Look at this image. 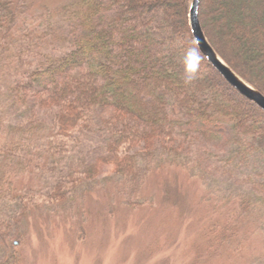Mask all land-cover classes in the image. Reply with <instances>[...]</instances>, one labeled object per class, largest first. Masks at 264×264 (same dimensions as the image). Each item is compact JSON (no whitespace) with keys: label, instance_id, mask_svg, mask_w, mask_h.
Listing matches in <instances>:
<instances>
[{"label":"trees","instance_id":"trees-1","mask_svg":"<svg viewBox=\"0 0 264 264\" xmlns=\"http://www.w3.org/2000/svg\"><path fill=\"white\" fill-rule=\"evenodd\" d=\"M189 4L190 0H77L60 9L67 34L46 39L37 53L41 60L27 61L28 50L20 46L0 61V74L12 79L8 94L19 98L25 111L40 108L52 115L47 158L62 156L70 142L78 143L95 128L104 139L102 156L82 161L72 170L74 175L55 181L41 204H65L69 195L98 177L106 162L132 190L138 184V159L152 158L153 153L172 164L185 156L205 164L214 159V151L196 147L222 142L238 160L229 166L227 159L212 171L227 176L245 166L249 157L264 153V113L232 89L202 55L194 78L186 80L185 54L197 48L189 28ZM197 15L214 52L264 96V0H199ZM16 20L11 0H0V49L5 47L2 40L16 38ZM13 147L0 146L4 244L22 236L17 227L32 206L21 196L19 213L2 212L3 201L15 197L8 178ZM17 171L22 169L14 174ZM227 205H235L237 214L234 210L232 221L219 230L223 253L231 247L233 224L249 225L252 209L264 210V191L239 193L221 206ZM211 229L215 231V225ZM240 247L231 251L239 253ZM16 261L11 257L10 264Z\"/></svg>","mask_w":264,"mask_h":264},{"label":"rangeland","instance_id":"rangeland-1","mask_svg":"<svg viewBox=\"0 0 264 264\" xmlns=\"http://www.w3.org/2000/svg\"><path fill=\"white\" fill-rule=\"evenodd\" d=\"M76 1L11 0L16 38L2 40L0 61L20 46L28 50L27 61L41 60L37 53L46 39L67 34L60 9ZM11 82L0 74V146L14 145L8 178L15 189L14 199L3 201L2 212L19 213L21 196L32 206L17 227L22 236L0 241V264H10L11 257L16 264H264L263 209H252L249 225L233 224L229 252L223 253L224 244L217 242L220 228L232 221L234 210L237 214L235 205L222 203L239 193L264 191V153L249 157L250 162L230 170L229 176L212 171L227 159L229 166L238 160L222 142L196 147L214 151L216 162L210 158L205 164L191 156L182 159L186 166L172 164L153 153L148 160L138 159V184L132 190L106 162L98 177L69 195L65 204H41L55 181L74 175L72 170L82 161L102 156L104 139L95 128L78 143L70 142L62 156L47 158L52 115L40 108L25 111L19 98L8 94ZM237 244L240 252L234 253Z\"/></svg>","mask_w":264,"mask_h":264},{"label":"water","instance_id":"water-1","mask_svg":"<svg viewBox=\"0 0 264 264\" xmlns=\"http://www.w3.org/2000/svg\"><path fill=\"white\" fill-rule=\"evenodd\" d=\"M198 5L199 0H191L188 17L190 32L199 52L231 88L264 113V96L236 75L209 45L198 20Z\"/></svg>","mask_w":264,"mask_h":264},{"label":"clouds","instance_id":"clouds-1","mask_svg":"<svg viewBox=\"0 0 264 264\" xmlns=\"http://www.w3.org/2000/svg\"><path fill=\"white\" fill-rule=\"evenodd\" d=\"M202 57L198 48H191L185 54V63L187 71L185 73L186 80H191L195 76V72L199 70Z\"/></svg>","mask_w":264,"mask_h":264},{"label":"bare ground","instance_id":"bare-ground-1","mask_svg":"<svg viewBox=\"0 0 264 264\" xmlns=\"http://www.w3.org/2000/svg\"><path fill=\"white\" fill-rule=\"evenodd\" d=\"M190 4H191V0H190ZM190 4H189V9H190ZM189 9H188V15H189ZM188 21H189V17H188ZM221 59V58H220ZM222 60V59H221ZM223 61V60H222ZM221 77V76H220ZM222 78V77H221ZM223 79V78H222ZM224 80V79H223ZM233 89V88H232Z\"/></svg>","mask_w":264,"mask_h":264}]
</instances>
